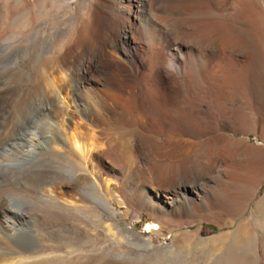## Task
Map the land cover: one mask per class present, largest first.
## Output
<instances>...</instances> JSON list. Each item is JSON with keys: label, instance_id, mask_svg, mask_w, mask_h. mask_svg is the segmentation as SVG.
Listing matches in <instances>:
<instances>
[{"label": "bare ground", "instance_id": "bare-ground-1", "mask_svg": "<svg viewBox=\"0 0 264 264\" xmlns=\"http://www.w3.org/2000/svg\"><path fill=\"white\" fill-rule=\"evenodd\" d=\"M13 1L16 6L8 8V2ZM63 11L69 22L56 24L45 21L54 15H61ZM0 24H5L0 29L1 39L8 32L15 31L18 32V43L22 45L26 41L25 63L10 64L8 68L14 76L23 78L25 83L22 88L13 86L20 99L18 101L15 98L18 104L8 121L10 129L6 131L9 132L0 138V150L5 154L3 156L8 157L9 164L15 166L13 171L29 172L30 175H38L43 168H49V172L61 169L70 160L75 164L69 176L58 174V169V175L53 181L38 190L36 200L16 199L14 194L15 199L0 197V243H6L12 248L10 255L0 254V264H128L129 259L118 262L117 253L112 248L118 225L105 195L112 194L118 188L116 192H120L118 194H122L124 200H132L141 208H150L153 221L161 222L167 215L159 213L165 202L163 197L171 195L169 190H175L174 185L165 186L164 181L182 183L180 177L183 176L178 169H169L167 174L159 170L154 174L150 171L144 173L140 164V149L149 153L154 146L149 143L150 140L146 141L148 137L145 139L144 131L156 135L161 132L171 137L178 133H194L200 140H182L186 145L181 148L183 153L192 150L197 144L205 147L215 144L219 146L217 152L213 151L211 161L204 162L201 169L191 162L187 164V169L195 168L197 179L192 185L201 188L203 193L199 198L200 206L197 203L195 205L200 210L201 207L211 206L207 202L209 198L210 202L213 201L211 193H221V180L229 177L241 160L251 162L253 167L249 172L252 175L238 182H248L245 195L254 192L260 176L258 168L264 165V145L256 146L259 149L257 151H249L246 145L243 147L245 141H241L238 147L235 144L236 138L223 132L231 123H236V120H231L236 115L230 116L226 110L224 96L228 99V91L231 92V89L228 90L231 85H227L229 80H226L231 73L233 76L230 79L233 78V81L235 75L242 73L243 85L253 91L257 89V93L263 89L259 80L261 77L258 78L261 71L259 74L256 70L250 71L247 64L253 62L264 48V0H0ZM25 28L27 36L28 32L32 35V31L42 30L45 42L41 39V45L37 47L38 42L34 40L30 45L24 39L27 36L21 33ZM37 32L36 36L41 33ZM33 35L29 37L34 39ZM1 74L0 84L4 87L7 82L3 78L4 73ZM164 77L170 81L167 86L161 83ZM76 79H80L79 84L75 82ZM236 84L238 90L240 83ZM232 89L235 91V88ZM189 91L195 97L198 96V101L183 102ZM71 94L72 97H69ZM214 94L219 99L222 113L217 118L208 113L210 118L205 119L200 114L201 111L206 110L207 113L209 110L205 98L210 101ZM178 96L184 99H181V105H178ZM246 103L249 104V101ZM262 108H251L250 111L257 114L254 120L247 111L236 110L245 120L244 128L257 132L264 139ZM44 113L57 117L59 126L50 122V118L42 123L43 118L40 116ZM178 113L185 114L180 117V127L175 124ZM189 118L202 119L201 125L187 121ZM159 119H163L167 127L161 124L158 126ZM147 121L152 126L149 130L144 127ZM154 124L157 126L153 127ZM132 125L135 128H131ZM31 128H39L47 142L45 147L35 145L37 139ZM49 128L51 135L45 131ZM141 130L143 133H140ZM158 147L162 149V156L169 154V151L180 150L168 142ZM102 162L114 174L113 180L104 176L100 170ZM65 170L60 171L65 173ZM208 173L210 177L206 178ZM45 179L37 178L40 182ZM77 183H89V190L79 188ZM208 185L211 190L207 189ZM148 186L149 190H146ZM165 189L167 191L163 192ZM171 197L169 203L172 205L180 201L178 196L173 199ZM223 198L214 199V203L217 200L216 203L220 205L217 210H212L219 213L229 209ZM119 203L125 201L119 200ZM255 205L256 213H264V195ZM88 211H94L96 222L85 216ZM84 219L88 220L82 225L80 221ZM98 220L100 224L95 225ZM235 229L206 238H201L196 232L192 240L195 241L194 246L201 245L203 253L200 252L205 256L212 253L215 246L230 243L229 246H234L237 253L234 255L236 251H233L231 255L229 250L231 257H226L228 261L225 264H260V249L264 259V230L251 231L244 224ZM100 230H106L107 242L96 245L97 236L90 232ZM123 230L127 234L134 233L126 228ZM185 233L180 238L184 244L191 239V233ZM134 234L132 238L128 236L130 234L124 235L127 239L124 243L135 241L143 248L153 246L149 240ZM117 236L122 239V234ZM85 240L96 243L84 245L81 242ZM195 258H192L193 261H196ZM192 259L190 262H193Z\"/></svg>", "mask_w": 264, "mask_h": 264}, {"label": "rangeland", "instance_id": "rangeland-1", "mask_svg": "<svg viewBox=\"0 0 264 264\" xmlns=\"http://www.w3.org/2000/svg\"><path fill=\"white\" fill-rule=\"evenodd\" d=\"M8 4H9L8 8H13L14 6H16L14 1L13 2H8ZM57 15L59 16V18H58V16L54 15L52 17H49V18L45 19V21L46 22L53 21V22H56V24H59L60 22H61V24H64V22H69V21H67L68 20L67 19V14L64 11H63V13L61 15H59V14H57ZM52 18H54V20H51ZM3 25H5V24H2V25L0 24V29H3L5 27ZM30 29L31 28L29 27V31H30ZM22 30H21L22 31L21 33H24L25 35L23 34V36L26 37L27 36L26 35L27 34V32H26L27 29L25 28V29H22ZM38 31L39 32L32 31V35L34 34L33 35L34 39H32V37H29V36H32L31 33H29V32H28L29 36H27L24 39H27V41L30 43V45L34 42V40L37 41L38 42L37 43V47H39L41 45V39L45 38V36H44V33L41 32L42 30H38ZM35 32H37V34L40 33V32L41 33L38 34V36H36ZM6 35H4L3 36L4 38L2 37V39L0 38L1 39L0 40V42H1L0 43V62H1L0 63V72L2 74L4 73L3 74V78H4V80H6L5 82H7L6 86L4 85V87H1L2 84H0V90H1V94H0V120L1 121H0V123H2V125L0 124V138L3 137L4 135H6L9 132V131H6V130L10 129L9 126H8V121L12 118V116L14 115V112L16 111V107H17V104H18L16 101L17 100L19 101V99H20V97L17 98L18 95H17V93H15V89L13 88V86L16 87V88L17 87L22 88L24 86V83H25L23 78L18 77V75L14 76L11 72L8 71V68L11 65H13L14 63L15 64L25 63V61H26V41L23 42L22 45H21V43H18L19 40L16 39L17 35H18V32L15 33V31L8 32V34H6ZM35 36L39 37V38H36ZM3 39L4 40L8 39V40H6L5 41L6 43H5ZM15 40H18V41H16L18 43L17 46H16V42H13ZM8 41H9V43H8ZM11 42H13L14 44L13 43L11 44ZM13 45H14V47H13ZM259 53L260 54L258 55V57L255 58L256 60L254 59L253 62H251V63H249L247 65H248V69L250 71H252V70L255 71L256 70L255 72H257V73L261 71L260 72V76L258 75V78L261 77V78H259V80L261 81V86H262L263 89L259 90V92L257 93L256 92L257 89L255 91H253V90L249 89V87H246V85H243L244 82L242 81V79L244 77L242 78V73H239V74L234 76L235 80H236V78H238V80L237 81L234 80L235 81L234 82L232 80L233 78L230 79V77L233 76V73L230 72L231 74H229L230 76L227 74L228 78L226 80L227 81L229 80V82H230V83L228 82L227 85L228 86L231 85V87L228 89V90L231 89L230 93L228 91V94H230L231 96L229 95L228 99L224 96V98H225L224 105L227 107L226 110L230 114V116H235L236 115L235 118L232 117L234 119H231L233 121L236 120V123L235 124L231 123L230 125H232V126L229 125L227 127V129L224 130L223 132L224 133L226 132L225 134L236 138L237 141H235V144H237L238 147L241 144L240 143L241 141H245L243 143V147L245 148L247 146L246 149H248L249 151H257V149H258L257 147L264 145V139L261 136H259L257 134V132L253 133V131L250 130L251 131L250 132L249 130H246L244 128L245 126H243V125L246 124L245 120L242 117V115L239 112H237L236 109H243V110L247 111L250 114V116L252 117V119L254 120V118L256 119L257 114L252 112V111H250V110H252L255 107L256 108H258V107H261V108L263 107L264 108V48L261 49V51ZM23 58H25V59H23ZM15 61H17V62H15ZM250 67H253V68H250ZM223 81H224V79H223ZM227 81H225V82H227ZM239 81H241L242 84ZM75 82L77 84H79L80 79H76ZM162 82H164L166 84H164ZM215 82L219 83L217 79H215ZM232 82H234L235 84H236V82L240 83L241 88L239 86L238 90H236L238 85L236 84L237 85V87H236V85L233 84ZM248 82H249V80H248ZM20 83H21V85H20ZM161 83L163 84V86H167L168 85L167 83H170V81H169V79L167 77H164L161 80ZM231 83L235 87L232 86ZM232 87L235 88V91L232 89ZM242 88H244V89H242ZM255 88H257V87L255 86ZM80 89L83 90V87L80 86ZM239 89L243 93L241 91H239ZM189 92H190V95H189ZM189 92H188V94H186L187 96L185 95V97H184V99L185 100L187 99V101L182 99L181 96L180 97L178 96L179 101H180L178 105H181L180 104L181 103V99L184 100L183 102H188V103H193V101L194 102L198 101V96L195 97L192 94L191 91H189ZM254 92H256V93H254ZM253 93L257 94V95L255 96ZM244 95H245L246 98L249 97L248 99H250V100H248V99L246 100ZM69 97H72V94ZM211 98H213V99H210V101L207 98H205V100H207L206 102L209 103V110H207V113H205L206 110L205 111H201L202 113L200 112V114L205 119L210 118L209 114L212 117L217 118L218 114L222 113L221 112V105H220V103L218 104V102H219L218 97H216L215 94H214L213 96H211ZM244 99H245V101H243ZM253 99H254V101H253ZM213 101H214V103H213ZM215 101H217V103H215ZM246 101L247 102L249 101V104H247ZM252 102H253V104H252ZM247 105L250 108L246 107ZM251 105H254V106H251ZM217 107H220L219 108L220 110ZM263 108H262V110L264 111ZM213 109H214V111H213ZM222 109L225 110L224 108H222ZM215 110H218V111L216 112ZM210 112L212 114L214 112L215 113L212 115ZM179 114L180 113H178V116H176L177 120L174 118L176 120L175 124H179L176 127H178V126L180 127L182 125L181 122H180V119H181L180 117L185 115V114L183 115L182 113H181L182 115H179ZM42 115L40 116L41 118H43V121H44V122L42 121V123H45L50 118V122H54L55 125L57 124L56 125L57 127L59 126L57 117L52 116L49 113H44ZM75 116H77V115H74V117ZM239 116L242 117L243 119L242 118L240 119ZM6 117H7V119H6ZM174 119L172 120L173 122H174ZM178 119H179V121H178ZM238 119H240V120L238 121ZM193 120L194 119H190V118L187 119V121H191V122H194L196 124L200 123L201 122L200 120H202V119H199V120L195 119L194 121ZM162 121H164V120L163 119H159L157 121L158 126H159V124H161L160 126L163 125L162 127H167L168 124H165ZM150 124L151 123H149L147 121V122L144 123V127L146 126L145 127L146 129L148 127L147 130H149V128L152 127ZM149 125H150V127H149ZM200 125H201V123H200ZM233 125H236V127L235 126L233 127ZM155 126H157V124H154L153 127H155ZM132 127H134V125H132L131 128ZM30 130H31V132H33L34 137H36V139H37V142H35V145L42 146V147L44 146L45 147L47 145V142L42 137V135L40 134L39 128H31ZM65 130H61V132L65 131ZM45 131H46V133L48 135H51V129L50 128L49 129H45ZM140 133H143V131L141 130ZM146 133H148V134H146ZM144 135H145V139L147 137L149 138V139L147 138L146 141L149 142V140H150L149 143H151V144L153 143V145H154L151 148L149 153L147 151H144V150L140 149V158H142L140 164L142 165V169L144 170V173L147 174L150 171V173L153 172L152 174H154L155 171L159 170L162 174H164V173L167 174L166 171H168L169 169H178L179 172L183 175V176L180 177L182 183H172V182L164 181V185L166 184L165 186L171 187V185L172 186L174 185V189L175 190L174 191L169 190V191H171L169 193L171 195H169V196L168 195H166V196L164 195V197H163V199H165V202L163 204L161 212H159V213L163 214V216H165L164 214H167V215L165 216V218H163L164 222H162L163 220L161 221L162 223L159 220H157L158 222H155V220L153 221V218L150 215V210H151L150 208H143V207L141 208V206L139 204L135 203L132 200H129V199L124 200L122 194H118L120 192H116V190L118 188H115L116 190L114 189L115 190L114 192H116V193H114V192L112 193V194H115L114 196L112 194H109V195L106 194L105 195V197L108 199L107 201H108L109 206L111 207V209L114 211V214H115V221H116V223L118 225V228L116 230H117V232L120 233V234L119 233L117 234V232L115 230L116 233H115V237L113 238V243L114 244L112 246L113 250L117 253L116 256L118 258L116 257V259L118 260V262H120L122 259H123L122 262L125 261L124 259H127V260L129 259L130 262L128 264H130V263L131 264H187V263H185V261H186L185 259H186V257H188L187 261L190 264H196V262H197V264H225L226 261H228L227 258L229 259L231 257V256L229 257L230 251H231V253L233 251L234 252L236 251L235 253L233 252L234 255L237 253V250H236V248H234L233 245H232L233 247H231V246H229V245H231L230 243H228V244L226 243L227 245L224 244L226 246H223V244H219L218 246H215L212 249V251H211L212 253H208L207 254L208 255V257H207V255L205 256L204 254H202L203 253V248L201 247V245L200 246H197V245L194 246V244H195L194 242L195 241H194V239L192 240L193 234L197 232V234L201 238H206L207 236L211 237V236H214V235L221 234L223 232L227 233V232H230V231H235L236 230L235 228H238L241 224H244L245 226H247L251 231H258V230L262 231V230H264V213L263 212L256 213L255 210H254V207H256L255 204L264 195V168H263L264 165L263 164L261 165L262 166L261 168H258V170H260V176H259L258 180L256 181V186L254 188V192L253 193H251V194L249 193L248 196L245 195L246 191H247V189L249 187L248 182L245 183L246 181H244V180L241 183L238 182L240 179H242L244 177H247V176L250 177L252 175V173L250 174V172H249L252 169V167H253L251 165V162L249 160H247V161L246 160H241V161L237 162V164L235 165L236 169L234 170V172H230L229 177L226 176L228 178L223 177V179L221 180V182H222L221 183V189L222 190L220 191L221 193H214V194L211 193V198L213 199V201H211V202L209 201L210 198L208 197L209 198V200H207V202H209L208 206L209 205H211V206L210 207H205V206L201 207V210H200L199 198L201 197V194H203V193L200 190L201 188L197 189L196 187H194L192 185V183L195 182V179H197L196 176H195V173H194L195 172L194 166L198 165L199 168L201 169L202 168V164H205L204 162L209 163L211 161L212 156L214 155L213 151L217 152L219 150V148H218L219 146L217 144H215L216 147L218 148V149H216L215 145H213L212 147H205V145L197 144V145H195V147L193 146L192 150L185 151L183 153L181 148H183V146L185 147L186 145H185V143L182 140L188 139V140L193 141V142H196V141L200 140V138L197 137V135L195 136L194 133H192V134L190 133V135H189V133L188 134H186V133H178V134L172 135V137H171V136H165L161 132L156 135L154 133L151 134L149 132L144 131ZM151 135H153V137ZM149 136H151L152 138L149 137ZM165 142H168L169 144H172L176 148L179 147L181 151L180 150L169 151V154H166L165 156H162V154H161L162 153V149L160 147H158V146L159 145H163ZM244 145H246V146H244ZM252 145L253 146L255 145V146L253 147ZM253 148H255V149H253ZM146 152L148 153L149 156L146 154ZM3 154L4 153L0 150V161L4 157V159H3L4 161L2 160V162H0V165L2 163V165L0 166V177H1L0 180L2 179L0 181V189H2L1 193H0V197L4 196L6 199H8V198H14L15 199L16 198L15 196H17L16 199L20 198L22 200L33 201L37 197L38 190L43 185H45V184L49 185L47 183L48 182L51 183L53 181L54 177H56V175H58V174H60L62 176H65L67 174L69 176L71 174V172H69V171H72L73 167L75 166L73 160H70L71 162L69 161L68 165L66 164L67 167L63 166L61 169L58 168L59 169L58 174H57V170H58L57 168L53 172H49V168H43V169H41V172H39L38 175H30V174H28L29 172H20V171H17V173H16L15 171H13L15 169L14 168L15 166L12 165V164H9L10 161L8 160V157L3 156ZM145 154H146V156H145ZM5 159H6V161H5ZM207 159H209V160H207ZM189 162H191L192 165H194L191 168V170L187 169V164ZM73 164H74V166H72ZM146 166H148V167H146ZM65 168H66V170H65ZM99 168L104 173V176L108 177L111 180L114 179V174L112 172L108 171L109 169L107 168V164L106 163L102 162V164L99 165ZM62 169L65 170L68 173H66V172L64 173V171H60ZM5 171H6V173H5ZM13 175H14V177H13ZM23 175H25V176H23ZM42 177H45L46 178L45 180H47V178H48V180L47 181L44 180L45 182L44 181L40 182V181L37 180V178H42ZM205 177L209 178L210 177V173H208ZM36 183H38V184H36ZM39 183H40V185H39ZM208 184L211 185L210 182ZM209 185L207 186V189L211 190V187ZM245 185L247 186L246 188H245ZM77 186H79V188H84V190L86 189V191H88L89 188L87 189V187H90V184L89 183H86V184L85 183H79V184L77 183ZM4 189H5V191H4ZM146 190H149V186L146 188ZM238 190H241V192L238 191ZM117 191H119V190H117ZM165 191H167V190L165 189L163 192H165ZM150 192H151V189H150ZM117 194H118V196H117ZM218 194H220L221 197H219L220 195H218ZM174 195L176 197L178 196L180 198V201H178L174 205H172L171 203H169V201H170L169 198L171 196L175 197ZM246 196H247V198H246ZM27 197H28V199H25ZM173 197H171V199H173ZM242 197H244V198H242ZM218 198H223V200H226V201H223V202H227L228 203V205H227V203H225V204L227 206H229V209H227V210L228 211L231 210V211H229L231 213H229L227 210H224V209L222 210V212H219V213L214 211V210H212V208L213 209L216 208V210H217L218 205H220L219 203L218 204L216 203L217 200L215 201L216 204L214 203V199H218ZM119 200L120 201L123 200V201H125V203L120 204ZM127 200H128V202H127ZM196 203L199 206L197 205L195 207ZM93 212L94 211L85 212V216L90 221L94 220L96 222L97 217H95ZM224 212H226V213H224ZM88 219H84L83 222L80 221V223L82 225H85V222H87ZM77 221H79V220H77ZM95 222H93V223H95ZM98 223L100 224L99 220H98L97 223H95V225H97ZM125 228L131 230L134 233H137L140 236V238L149 240V242L151 243V245L153 244V246H151L149 248H146V247L143 248L141 245L138 246L137 242L135 243V241H134V243H133V241L132 242L131 241L130 242L126 241V244H125L124 240H127V239L124 238V235L130 234V235H128L130 238L134 237V235H135L134 233H131V232L127 234L126 231L123 230ZM105 231L106 230H102V231L100 230V231H96V233H95V231H93V232L92 231L91 232L88 231L90 233L95 234V236H97V238H99V239L95 238V241L97 240L96 241L97 243L95 241L89 242V240L87 242L85 240V242H81V243H83L84 245H90V243L95 242L96 245H101L105 241L107 242V238H105L106 237L105 236L106 235ZM185 232H188L189 234L191 233V235H190L191 239L185 241V244H184L183 243L184 241L182 242V239H180V238L185 236V234H186ZM121 234H122V239L124 238L123 242H122V239H121V236H120ZM183 234H184V236H183ZM117 235H119L120 237H118ZM180 235H182V236H180ZM191 240H192L193 243L191 242ZM119 241H121V242L119 243ZM70 242H71V240H70ZM72 242H75V240H72ZM127 242L129 244H127ZM188 242H191L192 245H191V243H188ZM1 244H4V245H1ZM178 244L179 245L181 244V245L178 246ZM196 244H198V243H196ZM180 247L181 248L185 247V248H184V250L183 249L181 250ZM225 247H227V248L229 247V248L227 249ZM230 247H231V249H230ZM192 248H193V250H192ZM226 249H227V251H226ZM187 250H188V252H186ZM195 250H197V251H195ZM191 251H192V253H191ZM194 251H195V253H194ZM224 251H225V253H222ZM9 252L10 253L12 252L11 246L6 244V243H0V254H2L3 256H7V255H10ZM179 252H181V253H179ZM183 253H184V255H183ZM198 253L203 258H201V256ZM233 253L231 255H233ZM187 254H188V256H186ZM192 254L193 255L197 254L200 257H198L196 255L193 256ZM195 256H196V258H195ZM222 256H224V258ZM0 257H1V255H0ZM260 257H261L260 264H264V259L262 258L263 255H262L261 249H260ZM192 258H195L194 260H196V261H193ZM197 258L199 260H197ZM222 258H223L224 261L222 260ZM190 259H192L193 262H190ZM198 261H200L201 263L198 262Z\"/></svg>", "mask_w": 264, "mask_h": 264}]
</instances>
